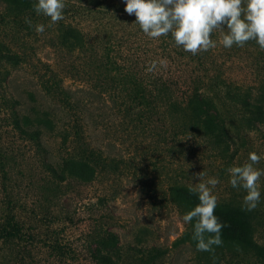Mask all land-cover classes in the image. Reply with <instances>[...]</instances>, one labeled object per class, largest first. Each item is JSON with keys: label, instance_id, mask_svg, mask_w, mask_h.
<instances>
[{"label": "trees", "instance_id": "obj_1", "mask_svg": "<svg viewBox=\"0 0 264 264\" xmlns=\"http://www.w3.org/2000/svg\"><path fill=\"white\" fill-rule=\"evenodd\" d=\"M36 2L0 0V65L16 68L30 61L25 35L37 24L47 26L45 47L63 56L61 64L55 67L45 64L46 70L37 73V90L26 92V102H20L22 98L18 99V95H0V241L3 244L22 239L19 198L12 184L22 144L40 159L44 168L40 189L46 198L48 194L50 202L58 201L59 190L67 184L88 185L96 174L117 170L114 162L88 140L90 123L96 119L93 110L101 99L108 97L117 102L122 118L139 125V141H146L147 133L157 147L171 141L172 153L176 155L193 156L199 145L227 157L230 144L246 143L247 134L264 124V79L252 89L213 76L206 68L204 53L192 55L184 51L170 34L155 39L145 35L134 23L135 14L124 11L125 0H65L64 19L50 27V18L34 11ZM111 17L125 20L139 33V58L135 62L120 64L110 59L108 49L115 37L107 22ZM84 22L91 25L85 26ZM20 41L22 44L18 45ZM248 43L260 48L255 41ZM72 58L76 65L64 66ZM177 59L182 62L177 63ZM160 60H165L166 66L157 63L154 71L147 70L152 61ZM185 60L197 66L194 76H184L188 64H182ZM67 76L80 82L81 87L74 90L65 87ZM56 138L70 147L53 153L51 146ZM19 140L20 144L16 143ZM181 140L189 147H182ZM61 153L64 156H59ZM167 194L182 215L199 203L198 196L182 183L170 184ZM244 195L243 188H233L229 183L218 197L215 215L226 225L222 230L223 245L218 248L249 253L264 264V199L256 209L247 211L243 206ZM259 222L261 244L255 240ZM193 230L194 222L186 224V231L176 243H188L196 248ZM99 243L104 246L108 242L102 238ZM50 247L60 254L62 248L57 242ZM92 257L102 258L97 252Z\"/></svg>", "mask_w": 264, "mask_h": 264}, {"label": "rangeland", "instance_id": "obj_2", "mask_svg": "<svg viewBox=\"0 0 264 264\" xmlns=\"http://www.w3.org/2000/svg\"><path fill=\"white\" fill-rule=\"evenodd\" d=\"M107 22L115 36L108 49L110 59L120 64L135 62L139 58V33L136 34L125 20L116 21L111 17ZM46 35V25L43 33L38 34L34 28L25 35L30 56L26 64L16 68L0 65V95H18V99L22 98L20 102H26L27 93L37 90L35 76L46 70L45 64L52 67L61 64L63 56L45 47ZM210 38L217 41V47L203 52V59L211 74L255 89L264 79V57L260 48L247 43L243 48L226 49L220 44L221 34ZM21 44L20 41L18 45ZM177 60V63L182 62V59ZM72 62L75 58L64 66L72 67L77 63ZM182 64H187L184 76L196 74L195 63L185 60ZM64 66L62 69L67 70ZM64 85L72 90L81 87L80 82L69 76L64 79ZM105 99L95 104L96 119L90 123L88 140L114 162L117 170L96 174L88 185L67 184L59 190L58 201L50 202L48 194L46 198L40 189L39 180L44 174L40 159L22 144L12 174L20 204L22 239L10 244L0 241V264H103L102 261L104 264H213L212 253L196 251L188 243H176L186 231V224L182 220L184 215L168 197V186L174 182L195 185L199 179L193 178V174L204 171L205 180L210 177L219 180L213 190L219 197L229 186L228 168L242 165L250 152L261 156L256 167L264 169V124L247 134L246 143H229L227 157L222 158L199 145L193 156L190 153L176 155L172 153L171 141L157 147L149 133L146 141H139V125L124 120L118 103L108 97ZM180 145L189 147L185 140H181ZM69 147L70 144L62 145L56 138L51 151L56 154L58 149L64 152ZM260 185L261 201L264 177ZM260 222L255 234L259 244L263 242ZM102 238L107 240V245L99 243ZM55 242L61 246L62 253L51 250ZM95 252L102 258L94 259L92 253ZM215 256L218 258L215 264H261L251 254L236 249L216 247Z\"/></svg>", "mask_w": 264, "mask_h": 264}, {"label": "clouds", "instance_id": "obj_3", "mask_svg": "<svg viewBox=\"0 0 264 264\" xmlns=\"http://www.w3.org/2000/svg\"><path fill=\"white\" fill-rule=\"evenodd\" d=\"M65 0H38L33 5L37 15L50 18L49 27L64 19ZM124 11L135 14L136 21L149 38L167 37L169 34L178 47L192 55H198L217 47L211 35L220 33V44L226 48H243L255 41L264 51V0H125ZM31 23L30 21H28ZM226 26V30H225ZM40 34L44 24L35 25ZM157 63L166 66L165 60L152 61L147 69L152 72ZM261 156L250 152L248 160L240 166L228 168L230 185L243 188V206L247 211L257 208L261 199L260 180L264 169L257 168ZM204 171L194 173L199 183L189 186V192L198 196L199 203L183 217L184 224L194 222L192 239L196 251L213 254V264L218 259L215 248L223 245L222 230L226 226L215 215L219 198L214 189L219 184L215 177L204 179Z\"/></svg>", "mask_w": 264, "mask_h": 264}]
</instances>
